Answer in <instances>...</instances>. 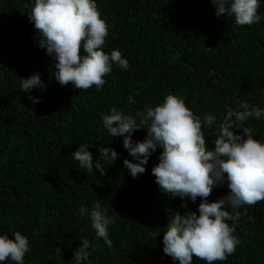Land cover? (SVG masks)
Segmentation results:
<instances>
[{
    "label": "trees",
    "instance_id": "trees-1",
    "mask_svg": "<svg viewBox=\"0 0 264 264\" xmlns=\"http://www.w3.org/2000/svg\"><path fill=\"white\" fill-rule=\"evenodd\" d=\"M96 3L108 25L103 51H120L129 67L114 64L100 91H84L54 79V57L39 47L28 17L34 0H0V235L12 239L20 232L28 238L24 264H75L73 253L84 239L90 242L91 264H178L162 251L163 230L173 212L198 215L200 198L192 202L160 190L151 174L160 148L148 158L145 172L133 178L123 161H136L124 149L123 137L104 129L102 117L115 107L139 123L136 114L146 106L176 95L201 120L216 117L215 125L203 129L211 149L228 108L239 110L246 101L264 110V0H259V23L243 27L234 17L217 18L210 0ZM37 73L46 87L24 93L21 80ZM29 96L39 102L33 104ZM244 126L264 143V116L249 118ZM145 138L146 129L132 134L133 142ZM80 145H91L92 173L72 157ZM103 147L117 153L112 164L100 159ZM228 193L225 182L208 202ZM97 201L115 221L108 227L110 248L91 227L90 210ZM81 205L88 214L80 215ZM227 223L240 243L216 264H264V201L234 225ZM193 264L206 261L194 257Z\"/></svg>",
    "mask_w": 264,
    "mask_h": 264
},
{
    "label": "clouds",
    "instance_id": "clouds-1",
    "mask_svg": "<svg viewBox=\"0 0 264 264\" xmlns=\"http://www.w3.org/2000/svg\"><path fill=\"white\" fill-rule=\"evenodd\" d=\"M210 3L216 8L217 18L234 17V23L240 27L261 20L259 0H210ZM28 17L39 35V47L54 57V79L61 86L71 84L77 90L88 91L94 87L100 91L106 83L104 77L110 74L114 64L128 69L129 62L120 51L113 50L110 55L103 51L109 32L96 0H34ZM177 58L178 54L173 57ZM45 87L38 73L21 80L24 93ZM28 98L33 104L39 102L31 96ZM129 102H134L132 97ZM238 109H227L215 129L211 149L206 144L203 129L215 125L216 117L207 114L201 120L176 95H167L159 106H146L143 113L136 114L139 123L136 117L115 107L102 117L104 129L111 137H123L124 149L136 161H123L133 178L145 172L148 158L160 148L159 162L151 169L160 190L182 200L188 198L195 202L200 198L198 215L191 211L185 215L173 212L163 230L162 251L178 264H193L194 257L206 264L226 260L240 243L233 235L234 227L227 221L234 225L246 215L247 209L264 201V143L254 139L252 129L244 126L249 118L261 119L264 110L250 107L246 101L241 102ZM141 129H146V138L133 142L132 134ZM235 130H242V134ZM89 147L91 145H80L72 157L92 173L94 158ZM98 152L100 159L109 164L117 158V153L107 147ZM95 168L101 175L105 174L100 163L96 162ZM225 182L229 193L208 202L213 189ZM106 211L97 201L90 210V221L95 236L110 248L108 227L115 221ZM79 213L84 216L89 209L81 205ZM13 235L12 239L0 235V264L8 260L24 264L29 251L28 238L20 232ZM89 248V240L84 239L73 253L75 264L89 261Z\"/></svg>",
    "mask_w": 264,
    "mask_h": 264
}]
</instances>
